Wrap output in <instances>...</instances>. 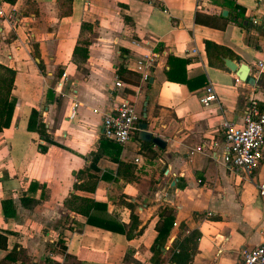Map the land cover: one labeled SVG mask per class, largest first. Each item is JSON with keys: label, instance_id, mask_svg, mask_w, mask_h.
I'll list each match as a JSON object with an SVG mask.
<instances>
[{"label": "crops", "instance_id": "1", "mask_svg": "<svg viewBox=\"0 0 264 264\" xmlns=\"http://www.w3.org/2000/svg\"><path fill=\"white\" fill-rule=\"evenodd\" d=\"M153 2L0 0L8 15L0 17V64L15 72V104L0 131V200L13 204L9 217L0 208V264H172L168 249L192 230L199 237L189 264H240L241 249L264 244V196L256 192L264 151L250 177L229 168L221 127L240 126L252 101L264 110V0ZM226 2L243 9L246 26L230 20ZM195 12L210 26L195 23ZM204 41L223 47L222 61L246 64L254 83L209 64L214 51ZM80 42L87 44L82 63L72 53ZM169 57L185 60L173 62V80ZM117 64L139 75L137 123L164 146L138 139L137 128L118 144L116 161L101 117L125 94L122 80L113 85ZM207 85L216 99L203 106ZM30 109L48 139L25 128ZM70 193L96 203L88 219L63 206ZM163 209L173 224L151 249ZM105 224L125 231L131 224L133 235ZM14 245L18 257L3 261Z\"/></svg>", "mask_w": 264, "mask_h": 264}, {"label": "trees", "instance_id": "2", "mask_svg": "<svg viewBox=\"0 0 264 264\" xmlns=\"http://www.w3.org/2000/svg\"><path fill=\"white\" fill-rule=\"evenodd\" d=\"M9 3H14L15 0H6ZM67 0H65L66 2ZM146 2L154 3L153 0H144ZM230 9V20L235 24L244 27L246 26L243 24V21L246 20L243 16V9L232 5L229 2L225 3ZM218 17L226 20L225 17H222L220 13L217 14ZM207 15L199 16L197 12L194 14L193 21L198 24L209 25L207 20ZM86 42H80L76 44L73 48V56L77 59L78 63H82L85 61L87 57V46ZM204 47L208 52L209 49L214 51V57L210 58L209 54V64L216 65L219 64L223 66L222 61V50L223 47L215 45L209 41H204ZM173 62L180 64L181 66L184 65L185 60L175 59L173 57L168 58L169 68L166 71L167 79L173 80L174 77L170 74L172 71V64ZM14 70L10 67L4 66L0 64V131L2 128L7 127L9 125V121L12 115L13 107L15 104V98L11 96V85L13 82L14 77ZM115 76L122 80L125 83V94L124 97L132 103L135 97V91L138 86L139 75H133L131 72L127 71L121 64H117L114 68ZM173 78V79H172ZM126 86L129 87L126 89ZM37 111L34 109H30L28 118L26 119L25 128L27 130L35 131L38 134L40 139H48V134L44 127V124L41 120L37 119ZM102 138V137H101ZM104 138V137H103ZM107 140L109 146L113 148V159L117 161L118 155V143L113 142L111 140ZM97 155L95 154L93 158ZM74 186V184H73ZM76 186V185H75ZM78 187V186H77ZM20 203L24 202L23 198L19 199ZM63 206L66 209H69L74 212H78L82 215H85L88 219L89 217V210L96 206V203L90 199L78 197L74 194L70 193L66 198L63 200ZM13 204L11 200H0V208L1 213L4 214L6 217H9L8 212H13ZM173 215L171 210L163 209L159 213V221L155 225V229L157 231V235L151 249H154L155 246L160 247L164 244L166 238L169 235V230L171 225L173 224ZM132 221V220H131ZM134 223H132L133 225ZM132 225H129L128 230H124L122 225L111 226L105 224V227H110L111 230H116L119 232L125 233L127 237L133 235V228ZM199 237V232L197 230L189 231L187 236H182L181 239L178 241L176 240L170 249H168L165 258L168 263L172 264H189L192 255L196 251V242ZM15 245L12 248L5 252L2 257L3 261L12 262L18 257V253L15 250ZM0 248L5 250L6 249V236L3 233H0ZM164 260H160V262H155V264H161Z\"/></svg>", "mask_w": 264, "mask_h": 264}, {"label": "built area", "instance_id": "3", "mask_svg": "<svg viewBox=\"0 0 264 264\" xmlns=\"http://www.w3.org/2000/svg\"><path fill=\"white\" fill-rule=\"evenodd\" d=\"M0 17L8 18L1 6ZM132 42L135 43V41ZM138 64L142 66L141 62ZM258 65L261 66V62ZM113 85L119 88L123 82L115 76ZM215 99L216 94L212 86L207 85L199 99L200 103L206 106ZM74 108L75 103L70 108V116L74 115ZM221 127L225 140L223 162L229 168L239 170L245 176L250 177L264 151V110H260L252 101L243 111L240 126L225 121ZM135 130H137V115L133 104L120 96L116 106L101 117V135L108 140L122 144ZM256 192L259 196H264V178L256 183ZM240 264H264V244L241 249Z\"/></svg>", "mask_w": 264, "mask_h": 264}, {"label": "water", "instance_id": "4", "mask_svg": "<svg viewBox=\"0 0 264 264\" xmlns=\"http://www.w3.org/2000/svg\"><path fill=\"white\" fill-rule=\"evenodd\" d=\"M221 15L222 16L226 15L225 9L221 10ZM245 23H246V21L244 20L243 24H245ZM223 64L229 70L234 71L236 74V77L239 80H243V81L245 80L248 84L254 83L253 78L251 76H248V74H247L248 66L246 64L240 63L237 65L236 62H234L233 60H231L229 58H224ZM137 128H138V132H137L138 139L143 140V141H150L154 145H156L157 147L163 148L164 142L156 136H151V134L146 130V123L138 122ZM162 250H163V248H162Z\"/></svg>", "mask_w": 264, "mask_h": 264}]
</instances>
